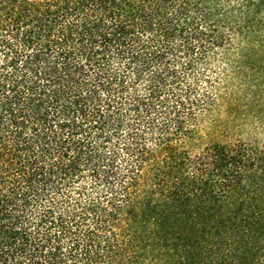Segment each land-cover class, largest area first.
Returning <instances> with one entry per match:
<instances>
[{"label":"trees","instance_id":"obj_1","mask_svg":"<svg viewBox=\"0 0 264 264\" xmlns=\"http://www.w3.org/2000/svg\"><path fill=\"white\" fill-rule=\"evenodd\" d=\"M0 264H264V0H0Z\"/></svg>","mask_w":264,"mask_h":264},{"label":"rangeland","instance_id":"obj_2","mask_svg":"<svg viewBox=\"0 0 264 264\" xmlns=\"http://www.w3.org/2000/svg\"><path fill=\"white\" fill-rule=\"evenodd\" d=\"M230 133V135H232V134H234V133H232V132H229ZM234 138H239L238 136H236V134H235V136H233Z\"/></svg>","mask_w":264,"mask_h":264}]
</instances>
